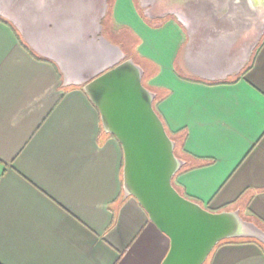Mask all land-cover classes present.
<instances>
[{
    "label": "crops",
    "instance_id": "0c3cea01",
    "mask_svg": "<svg viewBox=\"0 0 264 264\" xmlns=\"http://www.w3.org/2000/svg\"><path fill=\"white\" fill-rule=\"evenodd\" d=\"M111 12L182 150L183 193L264 226V44L242 73L256 47L238 30L150 19L136 0ZM106 16L78 0H0V264H161L170 248L125 195L122 146L84 91L126 57ZM206 264H264V243L221 244Z\"/></svg>",
    "mask_w": 264,
    "mask_h": 264
},
{
    "label": "water",
    "instance_id": "95a60500",
    "mask_svg": "<svg viewBox=\"0 0 264 264\" xmlns=\"http://www.w3.org/2000/svg\"><path fill=\"white\" fill-rule=\"evenodd\" d=\"M9 1L17 8L22 0ZM78 1L90 3L94 11L97 7L100 20L109 10V0ZM140 2L147 6L150 19L176 16L192 24L197 14L206 16L211 24L238 30L249 49L257 47L264 35V0ZM143 77V68L128 58L86 83L84 91L98 108L104 131L122 146L125 195L134 197L170 239L161 264H204L228 239L255 238L264 243V230L238 210L212 211L174 186L185 161L176 155V143L154 107L156 95L144 85Z\"/></svg>",
    "mask_w": 264,
    "mask_h": 264
},
{
    "label": "rangeland",
    "instance_id": "374dc122",
    "mask_svg": "<svg viewBox=\"0 0 264 264\" xmlns=\"http://www.w3.org/2000/svg\"><path fill=\"white\" fill-rule=\"evenodd\" d=\"M150 1V0H148ZM112 2L113 0H110V9L108 12V15L105 18V28L106 31L109 30L110 34L109 35V39L113 40L115 44L117 45H121L123 52L125 53V56H133L134 54H136V39L134 38V36L131 34L130 31H126L124 27L121 26H111V23L113 22V14L111 12V7H112ZM136 3L138 5V8L140 10V12L142 13V15L146 16L145 10H147V6L142 7L140 0H136ZM119 43V44H118ZM125 60V57L123 58ZM173 183L175 184V186H177L176 183V178L173 179ZM210 259V257H209ZM208 259V260H209ZM208 262V261H207ZM207 262H205L204 264H206Z\"/></svg>",
    "mask_w": 264,
    "mask_h": 264
},
{
    "label": "trees",
    "instance_id": "16d2710c",
    "mask_svg": "<svg viewBox=\"0 0 264 264\" xmlns=\"http://www.w3.org/2000/svg\"><path fill=\"white\" fill-rule=\"evenodd\" d=\"M110 1V0H109ZM109 9H110V3H109ZM109 11V10H108ZM0 20H2V17H0ZM163 20H165V18H162V19H158V21H163ZM263 44H264V35H263V37H262V39H261V41L259 42V44H258V46L256 47V49L254 50V52H253V54H252V56H251V60H250V63L247 65V67L244 69V71L242 72V73H245L251 66H252V64H253V62H254V59H255V55H256V53L258 52V50L263 46ZM128 58H132V56H127V57H125V59H128ZM145 79L143 78V83H144V85L146 86V87H148L147 85H146V83H145V81H144ZM215 84V83H214ZM217 84V83H216ZM159 100V99H158ZM157 98H155V101H154V107H155V109H156V111L158 112V110H157ZM158 114L160 115V113L158 112ZM160 117H161V115H160ZM162 118V117H161ZM162 120H163V118H162ZM164 121V120H163ZM165 124V123H164ZM167 129V128H166ZM168 131V130H167ZM169 133V132H168ZM111 135V134H110ZM169 135L171 136V138L175 141L176 139L173 137V135L171 134V133H169ZM111 136H114V135H111ZM115 137V136H114ZM175 153H176V155L177 156H179L180 158H182V150H181V148H180V146H178V145H176V149H175ZM186 170V168L185 167H183L182 169H181V171L180 172H182V171H185ZM180 172H179V174H180ZM178 175V174H177ZM176 175V176H177ZM175 176V177H176ZM174 186H175V184H174ZM177 189H178V191H180V193H182L183 195H185V193H183V191H182V188H181V186L180 185H178L177 184V186H175ZM186 197H188V198H190V199H192V200H195V201H197V202H199L197 199H193V198H191V197H189V196H187V195H185ZM199 203H201V202H199ZM202 204V203H201ZM225 208H227V207H225ZM240 214L242 215V217H244L245 219H247V220H249L246 216H244L241 212H240ZM249 221H251V220H249ZM253 222V221H252ZM255 223V222H254ZM256 225H258L260 228H262L263 230H264V226L263 225H260V224H258V223H255ZM240 241H257V242H259V243H262V242H260L259 240H257V239H255V238H235V239H228V240H224V241H222V242H220L215 248H214V250L218 247V246H220L221 244H224V243H228V242H240ZM213 250V251H214ZM212 251V252H213ZM212 254V253H211ZM210 254V255H211ZM210 257V256H209ZM209 259V258H208ZM208 259H207V261H208ZM206 261V262H207Z\"/></svg>",
    "mask_w": 264,
    "mask_h": 264
}]
</instances>
